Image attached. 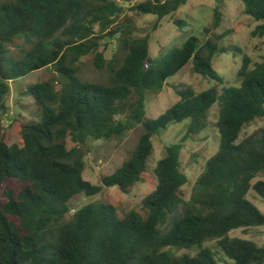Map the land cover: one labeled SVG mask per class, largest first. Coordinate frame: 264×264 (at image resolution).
Wrapping results in <instances>:
<instances>
[{
  "label": "trees",
  "instance_id": "1",
  "mask_svg": "<svg viewBox=\"0 0 264 264\" xmlns=\"http://www.w3.org/2000/svg\"><path fill=\"white\" fill-rule=\"evenodd\" d=\"M132 11L153 15L157 29L189 0H118ZM244 13L264 35V0H240ZM114 0H0V110H6L10 82L53 67L60 80L32 85L26 94L38 109V120L21 127L9 145L0 132V264H264V247L232 233L264 227V128L239 142L244 128L264 118V59L252 64L240 48L223 44L232 32L217 34L220 6L204 30L201 45L191 36L160 59L149 57V37L134 36L133 21ZM180 28L185 21H175ZM116 42L110 60L102 41ZM18 50V54L15 53ZM243 56L238 87L218 85L201 93L175 87L179 101L157 119L146 118V93L161 92L190 62L193 72L219 85L213 68L217 55ZM93 56L106 82L85 81L82 59ZM59 86V88L57 87ZM218 105V152L208 160L186 199L189 183L181 167L183 142L204 133ZM188 121L181 143L165 149L154 170L156 189L142 201V212L120 218L106 203H91L70 216V202L94 197L105 188L129 193L144 181L153 153V138L170 123ZM142 129L130 157L102 179L103 187L84 180L89 140L122 139ZM70 140L75 147L69 149ZM215 242L216 250L206 247ZM194 251L179 254L182 251Z\"/></svg>",
  "mask_w": 264,
  "mask_h": 264
},
{
  "label": "rangeland",
  "instance_id": "2",
  "mask_svg": "<svg viewBox=\"0 0 264 264\" xmlns=\"http://www.w3.org/2000/svg\"><path fill=\"white\" fill-rule=\"evenodd\" d=\"M119 2L118 0H114ZM120 3V2H119ZM125 8L126 18L133 21L135 27L134 36L137 38L149 37V57L152 60L160 59L162 54L167 53L173 47L182 46L191 36L197 37L201 45L211 36L206 35L204 30L209 28L213 21L214 9L220 6L222 25L217 29V34L232 32L223 44L232 48H240L243 54L250 57L252 64L261 62L264 59V35L254 36L257 26L262 24L254 21L244 13V4L240 0H189L175 14L164 18L157 29H154L156 17L153 15H139L132 11L133 3H120ZM175 21H185L187 26L180 29ZM108 45L102 41L100 52H104L106 59L110 60L116 51V42L108 39ZM18 54V50L15 49ZM243 56L240 54L226 53L217 55L213 61V68L224 79L222 85L202 78L193 72V63L190 62L182 71L171 78L161 92L146 93V118L155 120L171 109L179 97L175 93V87H191L197 93H201L218 85L219 93L223 88L238 87L240 81L237 74L242 66ZM81 77L90 82H106V77L98 73L94 67L93 56L82 59ZM60 78L53 67L31 73L21 79L10 82V93L7 97L6 110H0V132L9 145H13L20 138L21 127L30 122L38 120V109L34 99L27 95L28 88L32 85L58 81ZM59 88V86L57 85ZM219 118L218 105L212 107L208 116V129L199 136L190 137L183 142L181 155V167L186 173L189 183L184 187L186 199L192 196L197 179L204 172L206 163L219 150L220 136L216 123ZM188 121L181 124L170 123L167 129L161 130L153 138V153L148 161L147 174L144 181L137 184L129 193H125L117 187L105 188L102 179L112 175L131 155L136 148L142 129L139 127L122 139L112 141L89 140L86 147L84 180L96 186L103 187L100 194L94 197L79 195L70 202V216L75 214L82 207L91 203H106L117 209L118 216L137 210L142 212V201L151 194L157 186V179L154 170L160 160L165 157L166 147L181 143L186 134ZM264 128V118H259L252 124L246 126L241 133L239 142L251 137ZM69 149L75 147L70 140L67 142ZM264 181V173L258 175L253 184ZM5 184L0 189V207L5 203ZM249 199L264 213V205L257 200L256 195L251 192ZM233 237H242L255 241L264 247V227L252 229L247 232L242 230L232 233ZM206 247L216 250V243L205 244ZM194 251H182L179 254Z\"/></svg>",
  "mask_w": 264,
  "mask_h": 264
}]
</instances>
